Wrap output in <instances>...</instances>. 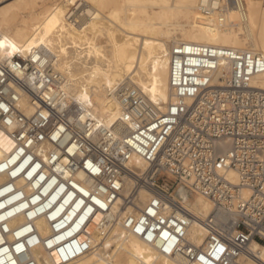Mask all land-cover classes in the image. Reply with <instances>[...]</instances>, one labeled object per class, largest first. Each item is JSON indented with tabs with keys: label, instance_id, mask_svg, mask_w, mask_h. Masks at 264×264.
I'll return each instance as SVG.
<instances>
[{
	"label": "built area",
	"instance_id": "2783aa9c",
	"mask_svg": "<svg viewBox=\"0 0 264 264\" xmlns=\"http://www.w3.org/2000/svg\"><path fill=\"white\" fill-rule=\"evenodd\" d=\"M198 1L205 14L223 15L229 1L244 14L240 0ZM263 73L264 61L252 52L176 45L165 112L151 117L144 104L128 105L121 119L128 129H106L69 102L62 76L41 51L0 48V130L14 142L0 160V264H37L31 250L39 246L67 263L91 249L79 235L92 216L114 209L117 218L101 221V232L119 223L163 256L178 254L187 264L259 262L248 249L255 242L257 253L264 250V91L251 82ZM23 100L33 107L29 115ZM128 181L131 191L122 197ZM179 189L212 204L200 221V246L186 240L193 216ZM141 190L150 195L143 208ZM18 215L24 223L7 228ZM40 218L50 229L44 237L35 226Z\"/></svg>",
	"mask_w": 264,
	"mask_h": 264
},
{
	"label": "bare ground",
	"instance_id": "6f19581e",
	"mask_svg": "<svg viewBox=\"0 0 264 264\" xmlns=\"http://www.w3.org/2000/svg\"><path fill=\"white\" fill-rule=\"evenodd\" d=\"M240 1L244 14L229 1L220 16L202 13L198 0H0V48L11 52L21 48L24 54L41 51L62 76L61 89L69 102L84 112L83 118L87 115L106 129L119 130L127 128L121 119L128 105L144 104L154 117L173 101L169 64L176 45L231 48L255 53L264 61V0ZM217 78L218 74L214 81ZM251 87L264 91V73L252 79ZM22 106L27 115L32 113L26 100ZM13 146V140L0 130V160ZM133 165L140 172L146 169L137 158ZM227 178L237 181L232 171ZM4 179L0 177V181ZM131 187L128 181L122 197L129 195ZM177 196L193 216L186 240L200 246L206 235L200 221L209 216L212 204L200 195L193 194L192 199ZM149 199L141 190L138 206L143 208ZM118 214L114 209L107 217L100 213L92 216L79 235L80 240L89 237L91 249L64 264H187L181 255H161L126 233L119 223L101 232L100 222ZM24 221L25 217L18 215L9 219L6 227ZM35 226L42 237L50 233L45 218L38 219ZM248 250L259 262L242 258L239 264H264V250L257 253L255 242ZM31 254L37 264H60L55 253L42 246Z\"/></svg>",
	"mask_w": 264,
	"mask_h": 264
},
{
	"label": "rangeland",
	"instance_id": "374dc122",
	"mask_svg": "<svg viewBox=\"0 0 264 264\" xmlns=\"http://www.w3.org/2000/svg\"><path fill=\"white\" fill-rule=\"evenodd\" d=\"M183 190V191H182ZM178 195H182L183 197H186L188 199H192L193 198V194H191L189 191L185 190V189H180L177 192Z\"/></svg>",
	"mask_w": 264,
	"mask_h": 264
},
{
	"label": "snow or ice",
	"instance_id": "6c2138e0",
	"mask_svg": "<svg viewBox=\"0 0 264 264\" xmlns=\"http://www.w3.org/2000/svg\"><path fill=\"white\" fill-rule=\"evenodd\" d=\"M3 46V44H2V42H0V47H2ZM137 231H140V229H137Z\"/></svg>",
	"mask_w": 264,
	"mask_h": 264
}]
</instances>
